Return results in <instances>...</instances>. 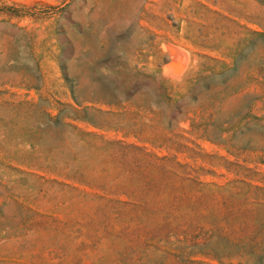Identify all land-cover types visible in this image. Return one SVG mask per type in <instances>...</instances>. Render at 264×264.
<instances>
[{
    "label": "rangeland",
    "instance_id": "rangeland-1",
    "mask_svg": "<svg viewBox=\"0 0 264 264\" xmlns=\"http://www.w3.org/2000/svg\"><path fill=\"white\" fill-rule=\"evenodd\" d=\"M0 264H264V0H0Z\"/></svg>",
    "mask_w": 264,
    "mask_h": 264
},
{
    "label": "bare ground",
    "instance_id": "bare-ground-1",
    "mask_svg": "<svg viewBox=\"0 0 264 264\" xmlns=\"http://www.w3.org/2000/svg\"><path fill=\"white\" fill-rule=\"evenodd\" d=\"M91 1V0H90ZM142 2V1H141ZM145 3V2H144ZM145 5V4H144ZM179 9V8H178ZM140 11V10H139ZM167 12H168V10H167ZM180 12V11H179ZM186 12V11H185ZM140 13H142V12H140ZM164 13V12H163ZM183 13V12H182ZM179 14H181V12L179 13ZM139 15V14H138ZM180 16V15H179ZM167 17V16H166ZM174 17V16H173ZM183 17V16H182ZM160 18V17H159ZM138 23H140V22H138ZM138 23H137V25H138ZM150 23V22H149ZM189 23V22H188ZM145 24V23H144ZM173 25V24H172ZM139 26V25H138ZM137 26V27H138ZM152 27V26H151ZM154 28V27H153ZM170 30V29H169ZM129 32H131V31H129ZM143 33V32H142ZM161 34V33H160ZM143 35V34H142ZM141 35V36H142ZM175 35V34H174ZM131 37V36H130ZM135 38V37H134ZM161 39V38H160ZM180 39V38H179ZM136 42V41H135ZM137 43V42H136ZM135 43V44H136ZM184 43V42H183ZM189 43V42H188ZM131 44V43H130ZM134 44V43H133ZM133 46V47H132ZM131 47H132V49L134 50V45H132ZM165 47V46H164ZM176 47V46H175ZM175 47H173V46H171L170 44L169 45H166V49L165 50H167V52H168V55L170 56L169 58V64H167V65H169V66H167V68L169 67L170 69H171V73H173V74H177V76L176 77H179V75H181L182 73H183V71L185 70V68H186V65H187V57L188 56H186L187 55V53L185 54L184 52L185 51H183V50H179L178 48H175ZM130 51H132V50H130ZM144 51V50H143ZM133 52V51H132ZM131 52V53H132ZM202 53V52H201ZM130 54V53H129ZM127 55V54H126ZM132 58V57H131ZM134 58V57H133ZM167 58H168V56H167ZM166 58V59H167ZM139 64H141V63H139ZM194 64V63H193ZM164 65V64H163ZM137 67V66H136ZM154 67V66H153ZM165 67V66H164ZM197 67V66H196ZM166 68V67H165ZM168 70V69H167ZM165 71H166V69H165ZM168 74V73H167ZM164 75V74H163ZM162 75V76H163ZM170 75V74H169ZM172 75V74H171ZM164 77V76H163ZM169 77V76H168ZM178 79V78H177ZM176 79V80H177Z\"/></svg>",
    "mask_w": 264,
    "mask_h": 264
}]
</instances>
